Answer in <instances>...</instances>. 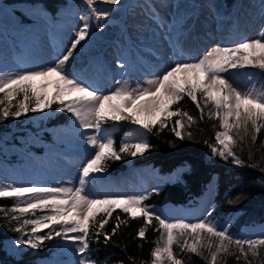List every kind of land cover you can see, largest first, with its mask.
Masks as SVG:
<instances>
[{
  "label": "snow or ice",
  "instance_id": "1",
  "mask_svg": "<svg viewBox=\"0 0 264 264\" xmlns=\"http://www.w3.org/2000/svg\"><path fill=\"white\" fill-rule=\"evenodd\" d=\"M118 2L82 0L85 6L84 14L80 17L83 25L77 30L66 54L53 66L0 74V106H3L0 107V121L8 117H20L26 112L50 109L58 104V111H67L79 122L80 128L94 133L87 138L94 154L81 168L79 186L25 187L0 184V198L14 201L7 210L0 206V211H4L5 216L12 213L9 218L13 221L22 220L14 231L24 232L26 227L31 226L30 233H26L28 238L17 239L16 244L36 249L46 240L62 237L76 245L75 251L80 257L78 264H101L89 255L90 244L93 237L98 241L101 235L107 244L120 225L127 224V220L117 216L118 222L111 235L104 231L113 212L120 209L131 219L143 218V226L137 232L141 239L145 238L146 230L153 220L157 222L155 230L160 232V240L150 253L151 264H183L174 252V245L179 246L182 253L186 251L203 257L207 264H223L224 257L235 255L232 251L235 248L245 257L246 264H251L247 257L249 253L258 255L259 247L264 246V238H237L229 232L228 227L219 228L208 220L196 223L183 220L168 222L145 203L148 199L146 194L97 199L86 193L85 186L94 174L107 170V161L120 160L122 154L131 157L143 155L151 147L147 141L141 140L136 143L122 142L117 150L115 141L104 127L109 121H128L151 133L155 127H166L172 117H179L172 131L183 139V120L186 117L190 126L194 117L179 108L173 110V106L185 97L196 104L201 119L209 104L214 109L208 112V117L219 120L222 130L215 134L216 143L210 146L212 154L224 160L231 158L236 165L242 164L234 149L249 133L255 142L257 135L264 129V86L258 89L253 85L241 91L233 87L224 74L245 68L264 72V29H261V38L245 40L231 47L217 45L207 50L197 61L177 62L143 84L129 87L125 81L114 91L104 94L72 76L64 65L73 57L81 42L90 36V18L94 17L98 22L107 19L109 10L97 5H116ZM96 26L102 29L104 24L98 23ZM119 67L125 65L120 64ZM37 80L39 84L34 83ZM21 94L23 100L16 102L13 111V101ZM38 211L42 214L37 216ZM29 216L35 218H26ZM45 229L47 231L40 234ZM182 237H191L192 242L189 243L186 238L181 240ZM245 246L248 251H245ZM236 259L239 261L240 257L236 256ZM103 264H107V261Z\"/></svg>",
  "mask_w": 264,
  "mask_h": 264
},
{
  "label": "rangeland",
  "instance_id": "2",
  "mask_svg": "<svg viewBox=\"0 0 264 264\" xmlns=\"http://www.w3.org/2000/svg\"><path fill=\"white\" fill-rule=\"evenodd\" d=\"M68 1L64 15L58 19L34 5L17 4L15 7L26 10L32 19L30 23H23L5 0H0V48L6 55L0 63V74L53 66L66 54L77 30L83 25L80 17L85 11L82 0ZM99 8L109 10L107 19L98 22L94 17L90 18V36L81 42L64 68L104 94L114 91L125 81L129 87L143 84L173 67V63L197 61L217 45L231 47L245 40L261 38V29H264V0H232L227 9L224 0H119L116 5L102 4ZM98 23H103L104 27H97ZM8 33L19 46L20 59L12 56ZM179 52L182 54L177 56ZM120 64L125 67H119ZM251 69L230 70L224 77L241 91L253 85L259 89L257 76ZM58 107L54 104L50 109L25 114L22 126L36 123L33 124L36 131L28 133L26 140L18 141L16 148L25 157L20 166H11L6 160H0V184L79 186L81 168L94 154L87 142L88 136L94 133L80 128L70 113L58 111ZM58 115L68 118L67 125L49 127L50 121ZM117 126L125 127L126 142L146 141L147 133L137 125L119 121ZM46 129L51 132L54 142L43 136ZM30 148L41 149L42 154L31 153ZM127 165L129 169L116 176L105 172L94 174L85 186L86 193L97 199L142 195L174 179L170 175L160 177L148 167H133L131 161ZM212 191L198 206L152 209L168 222L208 220L224 228L209 215L213 210ZM41 214L37 212V216ZM229 225L231 223L227 227ZM30 230L31 226H28L20 235L5 242L8 256L18 259L25 249L31 248L16 244L17 239H27L26 233ZM241 234L248 239L264 237V225L242 228ZM45 245L52 250V255L41 264H78L80 257L73 242L55 237L46 240L42 246Z\"/></svg>",
  "mask_w": 264,
  "mask_h": 264
},
{
  "label": "trees",
  "instance_id": "3",
  "mask_svg": "<svg viewBox=\"0 0 264 264\" xmlns=\"http://www.w3.org/2000/svg\"><path fill=\"white\" fill-rule=\"evenodd\" d=\"M5 3L13 9L23 23H30L32 19L27 11L15 7V5L28 3L39 9H44L58 19L64 15V9L69 1L5 0ZM231 3L232 0H224L226 9ZM7 37L12 56L20 59L19 46L12 39L10 33L7 34ZM5 56L3 49L0 48V63ZM251 71L255 72L257 76L259 88L264 86V72L253 68ZM198 99H200L199 94ZM22 100V94L14 99L13 111H15L16 102ZM201 104L203 105L202 100ZM176 108L194 117L190 126L187 118H184L185 128L181 130L183 139L177 137L172 131L175 120L179 118L172 117L166 127L162 129L155 127L151 133L146 134V141L151 145L148 151L136 157L122 154L120 160L107 161L105 173L112 176L124 173L129 169L127 162L131 161L133 167H148L160 177L174 176L172 182L155 189L157 190L155 192L151 190L146 194L148 199L145 203L151 208L198 206L207 193L213 189L211 215L224 227L231 223L228 228L234 237L245 238L241 234L242 228L264 225V129L257 135L255 142L252 141L251 133H249L244 137L243 142L236 145L234 151L243 161L242 164L236 165L231 158L224 160L211 152L210 146L216 143L215 134L220 131L219 120L208 117V112L214 110L211 104L204 109L202 119L196 104L188 97L173 106V110ZM27 113L20 117H8L0 121V160H6L11 166H20L25 159L16 148L18 141L26 140L28 133L36 131L33 126L36 123H25L26 126H22L24 125L22 119ZM67 123V117L58 115L55 120L50 121L49 127L57 128L65 126ZM14 126L17 128L12 129ZM104 127L110 131L118 150L120 144L126 142L127 139L125 127H118L117 122L112 121H109ZM42 134L46 140L54 142L49 130L46 129ZM29 151L34 154H42L41 149L30 148ZM13 203L11 198H0V206L5 210L10 208ZM238 213H240L239 216L232 222L233 217ZM11 215L12 213H9L8 216H5L4 211H0V264H41L52 255V250H49L46 245L36 249H25L18 259L7 255L4 249L5 242L22 233L14 231L16 227L20 226L22 220L13 221L9 218ZM117 216L121 220H127V224H121L107 244L104 242L103 235L99 237L98 241L93 237L89 251L91 258L100 261L101 264L105 261L107 264H121V262L123 264H151L150 253L156 246V242L160 240V232L155 230L158 227L157 222L153 220L152 225L146 230L145 238L141 239L137 232L143 226V218L131 219L128 214L116 209L104 228V231L110 235L118 222ZM185 238L189 243L192 242L191 237H182L181 240ZM232 251L235 252V255L229 254L224 257L223 264H246L243 255L235 248ZM245 251H248L246 246ZM174 252L183 264H207V261L201 256L186 251L182 253L177 245H174ZM204 255L207 256L208 253L205 252ZM236 256L240 257L239 261ZM247 260L251 261V264H264V246L259 247L256 256L249 253Z\"/></svg>",
  "mask_w": 264,
  "mask_h": 264
},
{
  "label": "bare ground",
  "instance_id": "4",
  "mask_svg": "<svg viewBox=\"0 0 264 264\" xmlns=\"http://www.w3.org/2000/svg\"><path fill=\"white\" fill-rule=\"evenodd\" d=\"M180 54H182V52L181 53L179 52V54H177V56H179ZM183 56H185V55H183ZM174 61L177 62L175 58H174ZM174 65H175V63L172 64V66H174Z\"/></svg>",
  "mask_w": 264,
  "mask_h": 264
}]
</instances>
